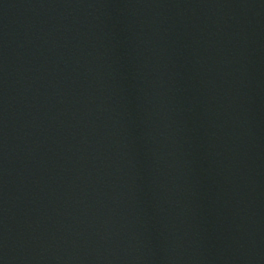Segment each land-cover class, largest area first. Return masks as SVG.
<instances>
[{
  "label": "water",
  "instance_id": "1",
  "mask_svg": "<svg viewBox=\"0 0 264 264\" xmlns=\"http://www.w3.org/2000/svg\"><path fill=\"white\" fill-rule=\"evenodd\" d=\"M0 264H264V0H0Z\"/></svg>",
  "mask_w": 264,
  "mask_h": 264
}]
</instances>
